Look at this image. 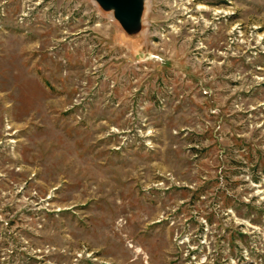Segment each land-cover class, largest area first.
Wrapping results in <instances>:
<instances>
[{"label":"rangeland","instance_id":"rangeland-1","mask_svg":"<svg viewBox=\"0 0 264 264\" xmlns=\"http://www.w3.org/2000/svg\"><path fill=\"white\" fill-rule=\"evenodd\" d=\"M0 264H264V0H0Z\"/></svg>","mask_w":264,"mask_h":264},{"label":"water","instance_id":"water-1","mask_svg":"<svg viewBox=\"0 0 264 264\" xmlns=\"http://www.w3.org/2000/svg\"><path fill=\"white\" fill-rule=\"evenodd\" d=\"M103 9H111L114 18L126 31L140 25L143 0H95Z\"/></svg>","mask_w":264,"mask_h":264}]
</instances>
